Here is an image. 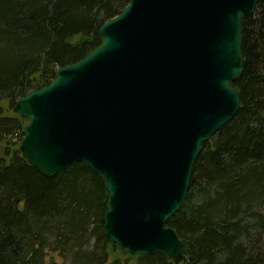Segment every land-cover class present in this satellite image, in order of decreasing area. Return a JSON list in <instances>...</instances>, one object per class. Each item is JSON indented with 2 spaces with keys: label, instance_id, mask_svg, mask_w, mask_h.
Listing matches in <instances>:
<instances>
[{
  "label": "water",
  "instance_id": "obj_1",
  "mask_svg": "<svg viewBox=\"0 0 264 264\" xmlns=\"http://www.w3.org/2000/svg\"><path fill=\"white\" fill-rule=\"evenodd\" d=\"M261 0H131L102 44L20 100L21 153L46 178L86 164L109 194L105 235L131 256L184 262L169 221L195 163L241 107L243 19Z\"/></svg>",
  "mask_w": 264,
  "mask_h": 264
},
{
  "label": "trees",
  "instance_id": "obj_2",
  "mask_svg": "<svg viewBox=\"0 0 264 264\" xmlns=\"http://www.w3.org/2000/svg\"><path fill=\"white\" fill-rule=\"evenodd\" d=\"M131 0H0V264H174L131 256L105 235L109 194L80 163L46 178L21 153L16 104L86 59ZM241 107L203 144L181 210L169 221L181 264H264V0L243 19Z\"/></svg>",
  "mask_w": 264,
  "mask_h": 264
},
{
  "label": "rangeland",
  "instance_id": "obj_3",
  "mask_svg": "<svg viewBox=\"0 0 264 264\" xmlns=\"http://www.w3.org/2000/svg\"><path fill=\"white\" fill-rule=\"evenodd\" d=\"M55 258H56V261H57L58 264H63L62 261H61V259H59L58 257H55Z\"/></svg>",
  "mask_w": 264,
  "mask_h": 264
}]
</instances>
